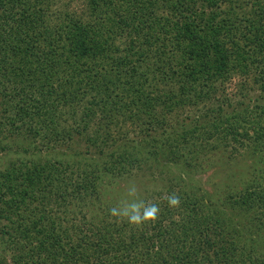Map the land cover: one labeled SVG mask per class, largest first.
Masks as SVG:
<instances>
[{"label": "trees", "instance_id": "16d2710c", "mask_svg": "<svg viewBox=\"0 0 264 264\" xmlns=\"http://www.w3.org/2000/svg\"><path fill=\"white\" fill-rule=\"evenodd\" d=\"M71 1L0 0V264H264V0ZM142 169L159 219L118 221Z\"/></svg>", "mask_w": 264, "mask_h": 264}, {"label": "rangeland", "instance_id": "374dc122", "mask_svg": "<svg viewBox=\"0 0 264 264\" xmlns=\"http://www.w3.org/2000/svg\"><path fill=\"white\" fill-rule=\"evenodd\" d=\"M79 0H72L71 6L78 7ZM243 80L239 75H232L228 78L223 85V96H227L234 103L236 98H239V83ZM252 92V91H251ZM255 92V91H254ZM252 92L251 94H254ZM224 108L227 107V101L223 102ZM188 114V112L183 111L182 113ZM125 128H130L125 125ZM18 153L11 150H0V162H6L9 158L16 157ZM233 154L224 155L219 154V152L214 151L208 157H204L201 161V165L194 171L193 176L198 184H201L206 189H212L214 191V195L217 191L223 192L224 184H230L231 179H234V175L232 172L234 170L240 169L244 170V166L246 165V157L242 158L239 154L232 157ZM137 175V176H135ZM239 179V175L235 176L234 181L237 182ZM155 181L152 178V173L150 170H139L138 172H134L127 178L124 176L120 179H114L113 183L108 187L106 191L107 196L112 198H116L121 201L131 202L134 198L127 195L128 188L134 184L137 188L138 198L143 199L150 192V190L157 186L154 184ZM0 257L8 258L7 255L0 250Z\"/></svg>", "mask_w": 264, "mask_h": 264}, {"label": "clouds", "instance_id": "9594fccd", "mask_svg": "<svg viewBox=\"0 0 264 264\" xmlns=\"http://www.w3.org/2000/svg\"><path fill=\"white\" fill-rule=\"evenodd\" d=\"M127 195L134 199L131 202H121L119 207L111 208L109 211L112 217H115L118 221L126 220L132 225H141L146 222L155 223L159 219L160 206L138 198L137 188L134 184L128 188ZM165 199L170 208H178L180 206V197L175 193L166 195Z\"/></svg>", "mask_w": 264, "mask_h": 264}]
</instances>
